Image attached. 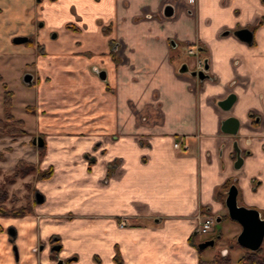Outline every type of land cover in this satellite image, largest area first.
<instances>
[{
    "label": "crops",
    "instance_id": "obj_1",
    "mask_svg": "<svg viewBox=\"0 0 264 264\" xmlns=\"http://www.w3.org/2000/svg\"><path fill=\"white\" fill-rule=\"evenodd\" d=\"M0 47L2 67L19 63L33 87L25 116L11 110L28 133L1 162L51 170L29 214L0 216V264H251L198 222L231 219L232 185L264 219V0H0ZM199 60L206 78L180 71Z\"/></svg>",
    "mask_w": 264,
    "mask_h": 264
},
{
    "label": "rangeland",
    "instance_id": "obj_2",
    "mask_svg": "<svg viewBox=\"0 0 264 264\" xmlns=\"http://www.w3.org/2000/svg\"><path fill=\"white\" fill-rule=\"evenodd\" d=\"M189 58L191 59L189 63L191 64V66H193V56H190ZM17 65H18L17 68L14 67V69H12L11 67L10 69H7L6 67H2L0 62V73L6 78L5 81H7V83L9 82L11 88L15 90L16 94L13 97L14 107H12L13 109L12 111L17 118H21L25 116V114L27 113L26 104L31 103L30 100H32V96H33L32 94L33 87H28L26 84L22 82V74H20L22 69L19 68V63ZM3 90H4L3 82H0V112H2L4 109ZM3 114L4 111L0 113V117H3ZM13 125L14 123L9 120L3 119L2 121H0V153L3 154V157L2 158L0 157V199L3 196V194L1 195V192L2 193L5 192L7 195L3 202L0 200V205L7 207V209L9 210H15L23 207L26 208V210L31 211L32 201L35 199L33 183L39 179V171L35 170L25 176L17 175L16 165L20 161L19 155H14L10 157L8 163L1 162L6 158L5 155L13 150L12 145L14 144L12 143L16 141L13 139L15 137L6 133V131ZM28 127L29 128L31 127L30 123ZM17 160L19 161L17 162ZM4 217H15V216H4ZM230 223H235V222H233L230 218L226 217L221 222H216V227H213L216 229V234L218 233V235L220 236L221 233L223 234L222 235L223 237L218 240L217 247H220L221 245H226L230 249H232L233 246L238 251L239 249H241V246L237 244V239L236 238L233 239L229 234L231 230L230 228H232V225ZM205 236L207 235H203V238ZM212 249L213 247L206 248L207 252L205 253V256H209L213 252Z\"/></svg>",
    "mask_w": 264,
    "mask_h": 264
},
{
    "label": "water",
    "instance_id": "obj_3",
    "mask_svg": "<svg viewBox=\"0 0 264 264\" xmlns=\"http://www.w3.org/2000/svg\"><path fill=\"white\" fill-rule=\"evenodd\" d=\"M174 13V9L172 6H168L165 10V14L167 16H171ZM237 35L242 38L243 40H251L252 39V32L247 30V29H241L240 31L237 32ZM28 40V37L26 36H17L13 39V41L17 44L24 43ZM209 65L207 62H205V70H200V71H191L186 63H184L181 66L180 71L181 72H186L189 73L192 76H198L200 79H204L207 77L206 70H208ZM100 77L105 79L106 78V72L105 71H100L99 73ZM33 80V75L30 73H27L24 76V81L26 83H31ZM231 100H233V97L230 96L226 101H222L220 104L223 105L225 103H230ZM232 121L236 123L235 129L231 131V133H236L237 132V120L235 121L234 119H228L226 121L225 125L230 124ZM33 143L38 145L39 147L43 146L45 144L44 139L42 137H36L33 140ZM237 150V162L236 166L240 168L243 164V157L241 155V150L239 148H236ZM238 194L239 190L236 185H232L228 191V195L226 198V206L229 212V216L231 219L239 222L242 225V231L238 235L237 241L238 243L251 250V251H257L259 250L264 242V219L261 216V213L258 209L254 208H249L246 206H240L238 204ZM37 198L41 199V196L37 194ZM215 245V240L211 239L208 241H205L199 245L200 249H204L209 246H214ZM56 250L60 249V246L54 247ZM15 249V254L16 257L18 258V252L17 248L14 247ZM57 264H67L64 259H59L57 261Z\"/></svg>",
    "mask_w": 264,
    "mask_h": 264
},
{
    "label": "trees",
    "instance_id": "obj_4",
    "mask_svg": "<svg viewBox=\"0 0 264 264\" xmlns=\"http://www.w3.org/2000/svg\"><path fill=\"white\" fill-rule=\"evenodd\" d=\"M3 86H4V95H3L4 96L3 97L4 114H3V117H0V121L5 119V120L12 121L14 123V125L6 131V133L10 134L11 136L17 137V136L26 135L28 132L24 128L25 126L24 120L15 118V116L11 112L12 107H13L14 93L13 91L9 89L6 83H3ZM39 151H40L39 152L40 156L42 157L44 155L45 145L39 147ZM0 157L1 158L3 157L2 153H0ZM35 170H37L36 164L26 162L25 160H20L16 165L17 175L25 176ZM50 175H51V170L40 171L39 179H45ZM2 194L3 196L0 200L3 202L7 195L5 192L3 193L1 192V195ZM30 212H31L30 210H26V208H23V207L19 209H15V210H9L7 209V207L0 205V215L1 216L21 217V216L29 214ZM241 261L249 262L251 264H264L263 249H259L257 251H248L246 255L241 259ZM201 264H231V258L218 255L211 261H201Z\"/></svg>",
    "mask_w": 264,
    "mask_h": 264
},
{
    "label": "built area",
    "instance_id": "obj_5",
    "mask_svg": "<svg viewBox=\"0 0 264 264\" xmlns=\"http://www.w3.org/2000/svg\"><path fill=\"white\" fill-rule=\"evenodd\" d=\"M189 54H194V50L193 49H189ZM197 70H204V62L199 60L197 62ZM176 149L179 150H184L187 149V145L186 144H182L180 142H176L174 144ZM199 225H198V231L201 234H208L211 232L213 226L216 223V219L213 215H209V214H202L201 217L199 218ZM126 224L125 221L122 222V225Z\"/></svg>",
    "mask_w": 264,
    "mask_h": 264
},
{
    "label": "flooded vegetation",
    "instance_id": "obj_6",
    "mask_svg": "<svg viewBox=\"0 0 264 264\" xmlns=\"http://www.w3.org/2000/svg\"><path fill=\"white\" fill-rule=\"evenodd\" d=\"M204 70H205V62H204ZM56 246V245H55ZM55 246H53V247H55ZM15 250V249H14ZM19 257V256H18ZM17 258V257H16ZM18 259V258H17Z\"/></svg>",
    "mask_w": 264,
    "mask_h": 264
}]
</instances>
